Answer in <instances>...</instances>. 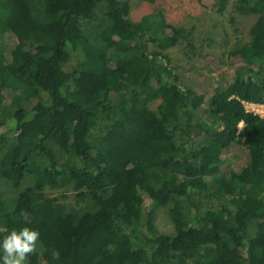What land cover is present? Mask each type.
I'll return each instance as SVG.
<instances>
[{"label":"trees","instance_id":"obj_1","mask_svg":"<svg viewBox=\"0 0 264 264\" xmlns=\"http://www.w3.org/2000/svg\"><path fill=\"white\" fill-rule=\"evenodd\" d=\"M212 1L258 19L200 94L168 53L192 30L162 11L0 0V238L39 231L25 264H264V116L245 104H264V0ZM159 206L173 233L157 231Z\"/></svg>","mask_w":264,"mask_h":264},{"label":"rangeland","instance_id":"obj_2","mask_svg":"<svg viewBox=\"0 0 264 264\" xmlns=\"http://www.w3.org/2000/svg\"><path fill=\"white\" fill-rule=\"evenodd\" d=\"M128 3V14L133 20H138L151 12L162 11L170 23L192 30L190 40L193 46L187 45V41H182L179 45L168 49V53L173 63L180 65L182 72L196 81L200 94H208L214 89L215 76L223 70L219 66L233 63L235 57L231 51L250 40L251 28L258 19V16L254 14L238 13L233 6V1L222 12L212 0H128ZM100 12L101 7L98 14ZM77 60V55L71 52L64 69L72 70ZM42 97L44 101L49 100L46 91H42ZM3 99L4 95L0 91V105ZM245 104L248 110L264 116V106L250 102ZM151 106L155 109L156 103H152ZM241 126L242 124L239 125ZM223 155L228 167L238 169L244 159V150L240 146H235L232 149H226ZM46 192L65 204L71 205L75 202L71 190L46 187ZM198 199L202 203L206 200L204 196ZM154 224L160 233L175 231V221L166 206L155 208ZM29 263L32 264L33 261ZM36 264L46 263L40 260Z\"/></svg>","mask_w":264,"mask_h":264},{"label":"clouds","instance_id":"obj_3","mask_svg":"<svg viewBox=\"0 0 264 264\" xmlns=\"http://www.w3.org/2000/svg\"><path fill=\"white\" fill-rule=\"evenodd\" d=\"M39 235L34 228L12 229L0 238V264H25L28 254L36 248Z\"/></svg>","mask_w":264,"mask_h":264},{"label":"built area","instance_id":"obj_4","mask_svg":"<svg viewBox=\"0 0 264 264\" xmlns=\"http://www.w3.org/2000/svg\"><path fill=\"white\" fill-rule=\"evenodd\" d=\"M253 104L258 105V106H264V104H258V103H253ZM260 115L263 116L262 114H260Z\"/></svg>","mask_w":264,"mask_h":264}]
</instances>
